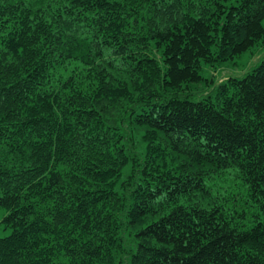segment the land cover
<instances>
[{
    "label": "trees",
    "instance_id": "obj_1",
    "mask_svg": "<svg viewBox=\"0 0 264 264\" xmlns=\"http://www.w3.org/2000/svg\"><path fill=\"white\" fill-rule=\"evenodd\" d=\"M263 19L0 0V264H264Z\"/></svg>",
    "mask_w": 264,
    "mask_h": 264
},
{
    "label": "rangeland",
    "instance_id": "obj_2",
    "mask_svg": "<svg viewBox=\"0 0 264 264\" xmlns=\"http://www.w3.org/2000/svg\"><path fill=\"white\" fill-rule=\"evenodd\" d=\"M262 24L264 26V19L262 20ZM255 50V53H250V52H244L239 58L234 59L235 64H230L232 63L227 62V64L223 65V70L221 73L226 74V75H240L244 71H246L247 68L251 67L252 65H255L260 61V59L264 56V52H260L259 50ZM204 76H210V73L208 70H205L203 72ZM221 77H219L220 79ZM5 215V210L0 209V236H4L9 233V228H3L1 221L3 216Z\"/></svg>",
    "mask_w": 264,
    "mask_h": 264
}]
</instances>
